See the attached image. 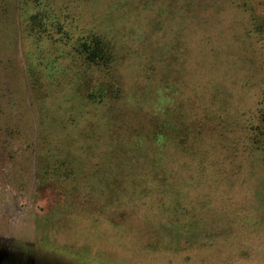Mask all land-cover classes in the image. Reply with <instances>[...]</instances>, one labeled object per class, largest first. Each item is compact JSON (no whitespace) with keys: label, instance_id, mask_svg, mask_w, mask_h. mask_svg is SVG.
Returning a JSON list of instances; mask_svg holds the SVG:
<instances>
[{"label":"rangeland","instance_id":"374dc122","mask_svg":"<svg viewBox=\"0 0 264 264\" xmlns=\"http://www.w3.org/2000/svg\"><path fill=\"white\" fill-rule=\"evenodd\" d=\"M263 110L264 0H0V264H264Z\"/></svg>","mask_w":264,"mask_h":264},{"label":"trees","instance_id":"16d2710c","mask_svg":"<svg viewBox=\"0 0 264 264\" xmlns=\"http://www.w3.org/2000/svg\"><path fill=\"white\" fill-rule=\"evenodd\" d=\"M36 18L39 22L42 21L44 14H35ZM34 15V16H35ZM33 17V16H32ZM45 19V18H44ZM102 42L98 38H94L93 41L90 42H84L81 48V53L86 56V59L92 63L98 64L99 62H104L105 57L107 56L108 61L111 60L112 54L111 52L107 51L106 53H103L102 51ZM262 121L264 122V110L262 112ZM264 127V126H263ZM255 147V144H253V148Z\"/></svg>","mask_w":264,"mask_h":264}]
</instances>
